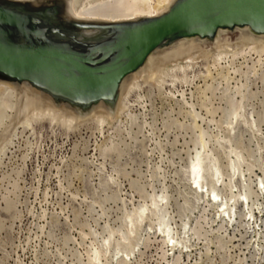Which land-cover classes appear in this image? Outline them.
<instances>
[{"label": "rangeland", "instance_id": "374dc122", "mask_svg": "<svg viewBox=\"0 0 264 264\" xmlns=\"http://www.w3.org/2000/svg\"><path fill=\"white\" fill-rule=\"evenodd\" d=\"M251 61L237 58L227 67L229 73L211 68L204 79L206 61L201 60L190 71L193 82L176 85L185 89L191 107L181 97L178 101L144 87L129 98L135 117L125 112L119 121L102 125L92 118L67 129L46 117L25 128L21 123L30 111L19 112L24 99L14 98V110L0 112V264H93L95 248L103 252L102 264H111L118 250L127 254L134 248L131 259L113 264H264V193H257L255 185L259 176L264 178V66ZM225 74L232 79L220 82ZM242 83V116L231 119L229 108L241 96L234 85ZM140 93L146 96L142 104L136 101ZM188 110L200 116L193 118ZM200 132L224 172L217 188L224 197L228 182L234 193L249 187L255 223L244 218L246 208L238 207L228 223L215 216L214 206L195 199L184 168L200 147ZM102 147L107 153H100ZM232 150L240 151L239 172L229 181ZM154 194L159 200L167 194V204L142 223L131 222L134 208L145 201L151 206ZM159 218L169 221L174 232L184 222L193 230L185 237L191 251L177 261V251L168 253L161 238L145 231Z\"/></svg>", "mask_w": 264, "mask_h": 264}, {"label": "bare ground", "instance_id": "6f19581e", "mask_svg": "<svg viewBox=\"0 0 264 264\" xmlns=\"http://www.w3.org/2000/svg\"><path fill=\"white\" fill-rule=\"evenodd\" d=\"M10 1L28 2L35 6H40L51 2L52 0ZM175 1L176 0H64L61 16L64 20L79 22L117 23L125 21H137L144 18H154L161 16L171 8ZM100 32L101 31L99 29L95 28L84 29L81 30V37L86 41H95L103 37ZM229 35L235 36L234 41L230 39L231 37ZM237 58H241L245 62L246 60L250 59V61L252 60L251 62H253V64L264 66V34L255 33L248 26H242L234 27L233 29H219L213 38H201L199 36H195L177 39L171 43H168L167 45L156 48L138 70L125 77L120 85L118 96L115 101H97L89 105L87 108L74 105L68 101L57 100L49 93L35 87L28 81H18L0 76V112L5 113L6 111L7 113L8 110H14L17 104L13 101V99L15 98L14 100L17 101L16 98L22 96L24 101L21 100L22 107L18 109L20 110L19 112L25 111L26 109L28 112L30 111V113H27L25 119L21 123V125L24 127L30 126L31 128L34 121L43 120L46 117L49 118L51 123L55 121L60 122V124L67 129L77 127V121L84 123V121H88V119L92 118L96 120L95 122H97L98 125H102L104 122L109 121L110 119H115L116 122L119 121L120 116L125 112H129L128 115H130L131 119L133 116L135 117L133 110L131 111L132 104L129 98L132 93L142 90L144 87H156L160 93H167L171 98L178 97V101L181 97L183 104L187 107H191L190 102L186 97L185 89L182 88L179 90L178 86H184L191 83L193 78L190 76V71L197 66L198 62L201 60L206 61V64L204 65L206 74L203 76L204 79H206L211 75V68H225L226 73H229L227 67L232 65L234 60ZM254 68L255 67L252 65V72L255 73ZM239 72L242 73L241 71ZM247 74H249V69H247L245 72V76ZM214 79L212 78V80ZM220 79V82L224 80L226 83L232 78L225 74L222 75ZM177 84L179 85L176 86ZM235 85L234 89L238 94L240 93L241 88L245 87L246 84L242 83L240 86L237 85L238 87ZM207 86L210 88L212 85L210 84ZM229 88L230 87H227L226 90H229ZM145 98L146 96L140 93L138 94L136 101L139 102V104H142L145 102ZM244 98L245 96L243 97V95H241L240 100L236 101V105L232 108H229L231 111H226V113L228 112L231 116V119H236L237 117L242 116L240 109L244 105L242 103ZM231 99L233 100V98ZM28 108L31 110H28ZM194 110H188L187 112L189 114L191 113L193 118L200 116L199 113L195 112ZM211 118L213 119V117ZM228 121L226 123H231V121ZM109 122L111 123V121ZM201 132L200 147L195 149L194 154L189 157V160L185 164L184 168V171L186 172V179L193 195H195V199L198 202L204 200L210 206H214L216 208L215 216L218 219L224 221H226V218L228 223L231 222L232 218L236 216L238 207H241L242 209L246 208L247 212L244 214V218L248 217V223L250 220L252 221L251 223H255L256 216L253 214L252 207L249 206V187L246 184L245 185L248 187L247 189H245L243 192L234 193L232 191L233 185L229 184L230 182H228L227 185L229 186V196H226L225 194L224 197L221 191H219L220 188H217V185H219L221 182L224 183V172L222 171L223 169L219 164L220 162H218L217 156H215L211 151H207V141H204ZM234 149L236 150L235 147ZM107 150V147H102L100 153L104 154V152ZM239 150L238 152L240 153ZM233 152L235 153V158L230 160L228 159V165L226 166V168H228L226 175L229 178V181L234 175H236V173L239 172L236 171L238 167L237 161L240 159V155L237 151ZM255 185L257 193H264V178L262 176L258 177L257 183H255ZM152 200L151 206L145 201L143 204L140 203L136 209L134 208V216H129L131 222H136L138 224L140 222L142 223L144 220H146L145 216L149 212L153 213V215H156V212L159 210L161 205L167 202V194H162L160 200L157 199L155 195ZM159 220V223L148 224L149 227L145 231L147 235L153 234L154 236L161 238L162 242L168 248V253L170 251H174L173 254L175 255L177 251L178 255L174 257L176 260L173 259L177 261L180 259V256L183 253L187 254L191 251V245H187V242H185V237L188 235V231L190 232L193 230L190 225L188 226L189 223L184 222L180 230L174 232V229L170 225L169 221L160 218ZM257 222L258 221H256V223ZM132 226L136 225L132 224ZM133 229L134 228H132V230ZM195 231L193 235H196ZM111 236L105 239V245L107 247H110L111 245ZM189 238H191L190 233ZM123 239L125 238L123 237ZM192 240L190 239V241ZM134 250L135 248L132 249V252H128L127 254H125L126 251L124 252L122 249L118 250L112 257L113 262L111 264H113L115 260L120 263L124 261L125 263L128 257L131 259L130 256L134 254ZM102 255L103 252H101V250H98L97 248L93 249V255L91 257L92 263L102 264L100 263L102 262L100 261ZM165 256L166 255L162 257L165 259ZM167 263L170 262L168 261Z\"/></svg>", "mask_w": 264, "mask_h": 264}, {"label": "water", "instance_id": "95a60500", "mask_svg": "<svg viewBox=\"0 0 264 264\" xmlns=\"http://www.w3.org/2000/svg\"><path fill=\"white\" fill-rule=\"evenodd\" d=\"M63 4L0 0V76L83 108L115 101L125 77L177 39L242 26L264 34V0H176L159 17L117 23L64 20ZM93 28L103 37L83 40Z\"/></svg>", "mask_w": 264, "mask_h": 264}, {"label": "flooded vegetation", "instance_id": "af4514ba", "mask_svg": "<svg viewBox=\"0 0 264 264\" xmlns=\"http://www.w3.org/2000/svg\"><path fill=\"white\" fill-rule=\"evenodd\" d=\"M62 17V16H61Z\"/></svg>", "mask_w": 264, "mask_h": 264}]
</instances>
